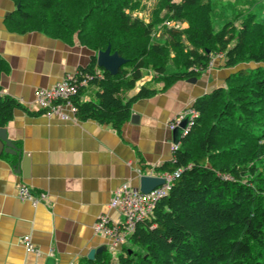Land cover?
<instances>
[{"label":"trees","instance_id":"1","mask_svg":"<svg viewBox=\"0 0 264 264\" xmlns=\"http://www.w3.org/2000/svg\"><path fill=\"white\" fill-rule=\"evenodd\" d=\"M11 1L18 8L5 19L8 29L75 37L95 53L109 46L126 60L115 75L97 68L95 55L78 70L79 80L92 76L85 86L96 88V102L81 99L85 86L69 98L79 121L119 132L132 103L156 93L141 86L125 97L148 73L166 88L198 78L213 55L234 69L192 103L197 115L188 133L154 169L177 175L152 214L135 224L129 246L115 258L106 251L80 264H264V24L248 11L239 26L230 21L214 32L212 0H158L149 21L137 15L140 0ZM5 70L0 59V75ZM17 107L0 94V127Z\"/></svg>","mask_w":264,"mask_h":264},{"label":"crops","instance_id":"2","mask_svg":"<svg viewBox=\"0 0 264 264\" xmlns=\"http://www.w3.org/2000/svg\"><path fill=\"white\" fill-rule=\"evenodd\" d=\"M15 9L11 0H0V59L6 65L0 94L19 104L0 128L25 160L4 152L0 143V264H80L100 246L115 258L120 247L94 232L95 221L101 215L115 223L123 220L119 209L109 206L116 189L125 183L137 188L140 175H155L156 167L171 160L174 132L169 122L198 97L222 86L234 69L213 58L198 78L166 88L145 75L125 97L141 86L156 93L132 103L119 132L92 120L79 121L68 108L63 109L67 119L46 116L37 111L34 90L86 68L96 53L75 37L68 41L38 30L8 29L5 19ZM84 89L81 99L96 102V88ZM22 184L33 194L45 193L46 200L37 206L20 200ZM24 236L36 253L26 250Z\"/></svg>","mask_w":264,"mask_h":264},{"label":"built area","instance_id":"3","mask_svg":"<svg viewBox=\"0 0 264 264\" xmlns=\"http://www.w3.org/2000/svg\"><path fill=\"white\" fill-rule=\"evenodd\" d=\"M96 75H98L97 72ZM79 76L80 73L76 71L73 74L65 75L60 82L51 87L35 89L33 95L38 108L37 111L46 116H59L62 119H67L68 116L63 112V109L68 108L72 113L75 111L69 98L80 86H85L92 77L85 75L82 80H79ZM196 115V112L190 106L175 116L169 122L168 127L170 130H174L185 116H189L187 127L182 131L183 137L188 133ZM178 145L179 143L173 144L172 150L176 149ZM176 175L177 173L155 174L154 176H158L164 180V184L147 194L141 193L138 188L132 187L128 183L122 184L114 192L109 206L113 209H119L123 220L115 223L107 215H101L94 223V232L110 239L113 246L121 247L127 243L128 236L133 231L135 224L152 214L154 204L167 194ZM17 197L20 200L29 201L32 206H37L39 203L45 201L47 196L43 192L33 194L30 187L22 184L18 186ZM22 242L28 252L36 253V249L28 236H24Z\"/></svg>","mask_w":264,"mask_h":264},{"label":"rangeland","instance_id":"4","mask_svg":"<svg viewBox=\"0 0 264 264\" xmlns=\"http://www.w3.org/2000/svg\"><path fill=\"white\" fill-rule=\"evenodd\" d=\"M140 1L142 2V7H144V10L143 12L139 13L134 12V15L137 13L139 17H144L145 21H149L150 11L158 0ZM212 4V24L214 32L220 31L223 25L230 21H232L236 26H239L240 20L248 11L255 15L256 22L264 24V0H212ZM165 24L177 28L187 27L186 22L175 24L173 21H165ZM213 58L222 59V56L220 54L213 55L208 67L211 66ZM148 75H151V73H148ZM127 246H129L128 243Z\"/></svg>","mask_w":264,"mask_h":264},{"label":"water","instance_id":"5","mask_svg":"<svg viewBox=\"0 0 264 264\" xmlns=\"http://www.w3.org/2000/svg\"><path fill=\"white\" fill-rule=\"evenodd\" d=\"M16 8H18V6H16ZM95 58L96 66L99 69L107 71L110 75L117 74L119 68L126 63V60L122 58L117 52L111 53L109 46H107L105 50L97 51ZM188 121L189 116H185L183 120L179 123L178 127L173 130L174 145L180 142L182 138V131L187 127ZM0 143L2 144V150L3 146H5L4 152H9L12 155H18V157L22 159V161L25 160V156H21L20 151L16 149L11 142L6 140L5 131L2 128H0ZM162 184H164V180L162 178L154 175L142 174L138 178L137 188L141 193L147 194L156 187L161 186ZM102 251H105L104 246H100L96 249H91L86 257L88 260H93L95 255L101 253Z\"/></svg>","mask_w":264,"mask_h":264}]
</instances>
